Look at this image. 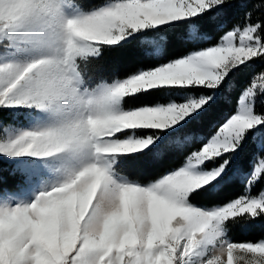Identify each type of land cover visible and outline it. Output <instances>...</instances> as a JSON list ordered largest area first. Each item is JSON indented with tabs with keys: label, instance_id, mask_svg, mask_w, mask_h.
I'll return each mask as SVG.
<instances>
[{
	"label": "snow or ice",
	"instance_id": "obj_1",
	"mask_svg": "<svg viewBox=\"0 0 264 264\" xmlns=\"http://www.w3.org/2000/svg\"><path fill=\"white\" fill-rule=\"evenodd\" d=\"M252 14L0 0V264H264V236L229 238L264 220V68L233 99L264 63ZM125 46L126 67L105 62Z\"/></svg>",
	"mask_w": 264,
	"mask_h": 264
},
{
	"label": "trees",
	"instance_id": "obj_2",
	"mask_svg": "<svg viewBox=\"0 0 264 264\" xmlns=\"http://www.w3.org/2000/svg\"><path fill=\"white\" fill-rule=\"evenodd\" d=\"M261 4V0H249V8L252 9V20L254 22H264V9H261L259 6ZM235 16L239 15V11L234 13ZM243 20H240V23L243 24ZM231 27V23L228 25ZM175 52H170V55H176ZM137 58L139 57V53H136ZM133 57V50L130 46H125L124 48H118L114 49L111 52L105 53V62L109 65H120L121 67H126L129 63V61ZM264 68V63H261L260 61H256L252 63L247 69H244L242 72L237 73L234 76V79L237 83L236 91L233 93V99L235 98L236 92H239L240 88L243 87L244 84H246L251 77V75L255 72L258 73L260 70ZM233 111V105L232 104H226L221 105L217 108L216 111V119L213 121V123H217L218 121L222 120L226 114H230ZM214 129L211 127V125L206 126L205 128V134H209ZM179 163V161H175L173 164L167 165V168H172L176 166ZM157 175V173H152L151 178H154ZM239 189L236 190V193L238 194ZM193 203L195 204H203V201L199 199H194ZM261 236H264V220H257L255 224H253L249 231L244 232L242 231L239 226L233 227L230 230L229 238L232 241L235 242H241V241H247V240H256L260 238Z\"/></svg>",
	"mask_w": 264,
	"mask_h": 264
}]
</instances>
